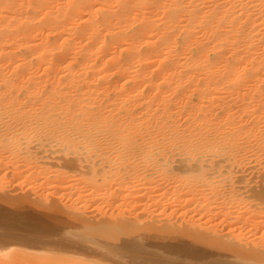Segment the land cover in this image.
Masks as SVG:
<instances>
[{"label": "bare ground", "instance_id": "obj_1", "mask_svg": "<svg viewBox=\"0 0 264 264\" xmlns=\"http://www.w3.org/2000/svg\"><path fill=\"white\" fill-rule=\"evenodd\" d=\"M39 148H45L46 153L49 151L47 159L51 153V159L56 153L63 154L65 159H61L67 162L62 160L66 168L69 169V165L78 167L75 172L79 170L76 174L80 178L77 179L75 174L76 177L73 176L71 171L70 176L76 179L68 184V188H74L77 184V191H73L76 198L72 200L77 204L72 202L74 205L70 204L69 207L61 204L63 207L60 210V205L52 199L60 212L64 208L70 218L69 215L65 216L72 218L71 222H66L69 226H65V230L72 227L76 233L73 230L74 234L69 231L68 235L64 234L67 239L70 236L69 241L77 239L79 245L76 247V239L71 240L74 248L82 243L93 246L94 253H105V257L115 259L119 257L118 254L124 253L119 250L128 251L129 247L135 246L132 250L133 254L134 250L136 253V247L147 242L144 235L153 237L149 241L152 242L149 243L151 246L154 238L158 243L168 238V235H175L177 239L184 236L191 242L204 243L202 246L210 244L212 250H209L210 246L205 247L210 256L216 249L213 250L216 246L213 247L214 243L232 254L228 258L233 255L241 258L235 260L237 264L242 259L264 263V240L257 238L259 241L256 243V239H251L254 249L248 244L251 243L247 239L249 228H254L247 225L252 222L249 221L251 214H245L247 217L242 220L238 212V220L233 211L235 205L247 201H243L246 197V187L241 185L243 181L247 183V188L250 186L247 196L264 200V179L252 181V185H249L246 181L248 178L241 175L245 174L246 168H255L253 164L248 166L251 162L247 160L248 155H253V158L257 152V156L259 153L260 156L264 155V0H0V167L10 165L13 169H19L17 158L30 161L35 158H28L32 150ZM39 150L40 154L35 152L40 159L45 152ZM252 151L254 154L250 155ZM6 153L10 158H16V161L4 159L8 157L4 156ZM58 155H55L57 160ZM44 156L41 157V163H47L46 160L42 161ZM68 156L73 162L68 163ZM60 162L55 165L58 167ZM41 163L40 168L43 165ZM62 163L60 165L63 166ZM262 164V168L256 164V169L260 168L262 172L257 175L259 179L264 178ZM31 166L29 168L32 169H27L28 179L37 173ZM36 166L34 168L37 170ZM57 167L55 170L58 173L57 169L61 166ZM44 168L47 170L46 164ZM66 173L61 171L57 176L53 174L54 179L55 176L57 179L58 188L55 190L65 185L63 181L69 178ZM38 174L44 175L40 172L35 178L39 177ZM3 175L1 178L5 179ZM19 176L21 178L17 173ZM52 185L55 188L54 182ZM44 186L46 189L52 187L48 183ZM163 190L165 195L162 194ZM256 202L251 203L257 207ZM104 204L107 207L105 211ZM8 206L6 209H10L6 213H12V208ZM125 207H128V211ZM257 208L252 207L251 210L255 209L256 212ZM259 208L257 213L261 215L263 210L261 212ZM91 209L96 214L102 212L104 215L101 217V214L97 216L94 213L101 219L91 217ZM66 211L61 214L64 216ZM8 214L5 216L8 217ZM196 214L206 218L208 215L211 217V214L216 217L223 215L222 222H226L229 228L227 230L225 224L219 228L223 230L224 227L230 238L235 236L232 233L239 231L240 234L234 238L237 242L228 240L224 230L223 233L217 230L218 224L214 219L207 218L209 220L206 223L205 217L204 221L200 217L206 223L202 230H198L199 225L196 224L201 219L198 218L196 222L193 219L198 227L193 229L190 220ZM10 215L16 222L19 215L12 217L9 214L8 220L11 219ZM6 217H2V220H7ZM221 217L218 218L220 221ZM256 225L257 231L261 229L260 223ZM32 228L35 233L36 230ZM242 229L246 232L241 233ZM91 235L98 240L100 237L97 235L102 236L101 240L107 236L116 246L119 244L118 248L111 246V241L108 244L110 249L108 245L102 248L101 243L94 242L96 239ZM120 235H135L134 238L143 236L141 238H145L146 242L142 239L145 242L142 244L139 238L135 241L132 237H128L132 239V244L128 243L127 238L123 241L124 237L122 241L115 242L120 240ZM35 236L36 239L39 235ZM109 239H105L106 243H109ZM172 239L170 241L175 242ZM133 240L138 245H133ZM181 241L178 245L173 243L174 247L181 245ZM258 245L260 247L256 248ZM72 246L69 248L72 249ZM198 246L187 249L201 248ZM180 247L176 249L186 250ZM141 250L138 253L140 255L143 253ZM193 251L194 248L188 251V255L189 252H192L191 255L195 253ZM202 252L205 254V251ZM155 253H152L153 256H157ZM181 253L180 250L179 256ZM198 253L202 257L201 252ZM127 254L125 257L133 255L132 251ZM172 255L167 258L168 262ZM186 255L181 256L186 259ZM219 256L222 257L220 263H217L220 259L218 256V259L214 256L216 262L212 261L213 255L211 261H207V258V263H204L235 262L233 258L228 261L227 258L223 260L222 255ZM79 257V262H72V258L69 263L85 264V261L93 260L85 255L83 257L87 260ZM120 257L117 259L121 260V264L123 261ZM127 261L122 264H129L130 261ZM182 263H185L184 259Z\"/></svg>", "mask_w": 264, "mask_h": 264}, {"label": "rangeland", "instance_id": "obj_2", "mask_svg": "<svg viewBox=\"0 0 264 264\" xmlns=\"http://www.w3.org/2000/svg\"><path fill=\"white\" fill-rule=\"evenodd\" d=\"M194 101H196L195 99H194ZM39 149H42L45 153H43V151H42V153L43 154H41L42 156L45 154V159L43 158L42 159V161H44V160H46L47 161V163H49V164H47L46 162H42L43 163V165L45 166V164L47 165V170H49V171H47L46 170V168H44V166L43 165H41L42 167L40 168L39 166V164L41 163V157H40V159L38 158L39 157V154H40V150ZM39 149H34V150H32V153L30 154V156L28 157L29 159L30 158H32L33 156H35V158L33 157L31 160H32V164H31V160L29 161L27 158H24L26 161L25 162H23V160L24 159H22V160H20V159H18L17 158V160H19V162L17 161V163H18V165H20V167H19V169H13V168H11V166L9 165L10 164V162L8 161V167L7 166H4V168H3V166H2V168L0 169V185L2 186H0L3 190H5V191H3L1 188V190H0V194H2V192H3V194H5V195H1L2 196V198H1V196H0V205H1V207L2 208H0V210L1 209H3L4 208V210H3V212L1 211L0 213V217H1V219H0V221H2V223L0 222V224L1 225H3V226H1L0 225V264H23V262H25L26 264H68L69 262H71L72 260V262H74V261H76V262H79L80 260H78L77 258L79 257L80 259H82V260H85V258L86 257H83L84 255L85 256H87V257H90L89 259L91 260L92 258H93V260H91V261H89V262H87V261H85L84 263L85 264H94L95 262V264H120V261L121 260H119L118 261V259L117 258H119L120 256V258L122 259V261L123 262H121V264L122 263H124L125 262V260L127 261L129 258L134 262V260L136 261V262H138V264H140L141 262H143V261H145V263L147 264H152L153 262L152 261H154V263L155 264H157V261H160V264H173L174 263V261H176L175 262V264H177V261H178V259H181L182 257V259L181 260H179L178 262V264H180L181 262H183V259H184V262L185 263H189V264H205V263H207V261H211V259H212V255H213V258H214V256H215V258H217L218 259V257H220L219 255H222L223 256V260H224V258H227V260L229 259V260H232L231 258H233V261H235V260H240L241 258H237V257H235L234 255L233 256H230V258H228V255H232L231 253L229 254L228 252H225V250H224V248H223V250H222V248L220 247V246H217V244H214V243H212L213 244V250H214V252H212V254H211V256L209 255L210 253H207V251H209V250H212V247H211V245L210 244H206V246L207 247H209V250L207 249L206 250V246L204 245V246H202L204 243H198V242H195L194 240H192V242H191V239H187V238H185L184 236H182V235H177V236H182L184 239H187L188 241H190L191 242V244H190V242H188L187 240L185 241H181V240H183V239H181L182 237H178V239H177V237L175 236V235H173V236H170V235H168V238L166 237V239H162V241L163 242H165L166 241V243H161L162 241H160L159 240V242L158 243H156L157 241H155L156 239L154 238L153 239V244H152V246H151V244H149V243H152V242H149V241H152V238L153 237H151V236H145L144 235V237L145 238H147V242H146V240H145V238H141V237H143V236H139V237H133V236H135V235H129L128 237H132V239H136L135 241H138L139 240V242H143V243H145V244H143V245H141L140 243V245L139 246H137L136 247V249L138 250V251H136V253H135V250H134V254H133V248L135 249V246L132 248H130L129 247V249H131V251H132V254L133 255H131L130 253H131V251L128 249V251H129V254H130V256L129 257H125V255L128 253V251L127 250H119L120 251V253L122 252H124L123 254H118L119 255V257H117V258H115L116 259V261H115V259L114 258H111V257H105L106 256V254L104 253H102V254H100V253H98L97 254V252L96 253H94L93 251V249L92 248H94L93 246L92 247H90V251H88V245L86 246V245H84V246H86V247H84L83 245H82V243H81V245H82V247H81V245L80 246H78L77 248H74L73 246H72V244L74 245V242H72L73 240H75L74 238H72L70 241H69V239H70V236H69V239H67V235H68V231L69 232H72L73 230H72V227H69L68 229L69 230H65L66 229V227L67 226H69V225H67L66 224V222L68 221V222H71L72 221V218L71 219H68V217L67 216H65V215H69L68 213H67V211L64 209V208H62V212H60L59 211V209L61 210V207H63V206H67V207H69V205L70 204H77L76 203V201H75V199H74V201L75 202H73L72 200H73V198H76L75 196V190L77 189V184L76 185H74L73 187L75 188H68L69 187V185L68 184H71V181L72 180H75L76 178L78 179V178H80L76 173H77V171L79 172V170H76V172H75V169H77L78 167L76 166V165H73V166H71V165H67V167H69V169L68 168H66V164L65 163H67L66 161H64L63 159H61V158H64V155L63 154H59L58 155V153H54L55 155H58V157L60 158H58V160H57V156H55V155H53L52 156V159L50 158V156L53 154V153H51L50 154V156H49V158L47 159V157H48V152L49 151H47V153H46V149L45 148H39ZM38 150L40 151V152H38ZM49 150V149H48ZM33 151H34V153H33ZM35 151H37L38 153L36 154V152ZM256 153V152H255ZM258 153V152H257ZM257 153L255 154L256 156L253 158L252 156H249L248 155V157H247V160H250V161H248V162H250V165H248V166H251L252 164L253 165H255V166H253V167H255L254 169L252 168V166L251 167H249V169H247L246 168V170H245V174L244 175H247V176H244L243 175V173L241 174L244 178L246 177V178H248V179H246V181H248V184L249 185H252V184H250V182L252 183V181L253 182H260L261 180H263L264 178H261V179H259L260 178V176H258L257 177V175H259V173H260V175H261V173L262 172H260V168H262V166H261V163H263L262 165H264V159L262 158V157H264V155L261 157L260 156V153L258 154V156H259V158H258V156H257ZM33 154V155H32ZM47 154V155H46ZM251 154H254V151H252L251 153H250V155ZM5 155H7L8 157L7 158H5L6 156ZM4 159H6V160H10L11 162L13 161V160H15L16 161V158L14 159V158H10V156L6 153V154H4ZM32 156V157H31ZM36 156H37V158L39 159V160H37V158H36ZM55 156V157H54ZM253 159H252V158ZM257 157V159L255 160V158ZM53 158H56V159H54L55 161L57 160V163L61 160V162L59 163V165H58V167L59 166H61V167H63L62 169H61V167H57L55 164H57L55 161H53ZM67 159V161H68V163H70V161L71 162H73V160H71V157H66ZM248 158H250V159H248ZM33 159H36V160H34V164L35 165H37L36 167H37V170L34 168L35 167V165L33 164ZM50 159V160H49ZM65 159V158H64ZM27 160L30 162H28V163H26L27 162ZM62 160L65 162H63L62 163ZM255 161V162H253V161ZM259 160H262L263 162H261V163H259ZM35 161H38V163L37 162H35ZM53 162L54 163V166H53V164L51 163V162ZM256 161H258V162H256ZM21 163V164H20ZM41 163V164H42ZM63 164V166L62 165H60V164ZM255 163V164H254ZM64 164H65V166H64ZM258 165V167H260V168H258V170L256 169L257 168V165ZM4 165H5V162H4ZM28 165V166H27ZM31 165H33L34 167H33V170H35V171H37V173H42V174H44V175H41V174H38L37 176H39V177H37V178H35V175L37 174V173H35L34 175H32L31 176V178H29L28 179V174H27V169L29 168V166L30 167H32ZM50 165V166H49ZM26 167V168H23V167ZM74 166H76V167H74ZM52 169V170H50V168ZM58 168L57 169V171H59L60 173H61V171H62V173L63 172H68V174L66 173V176H69V178L67 177V180L65 179V181H63V183H65V185L62 183V185H64V186H62L61 188H59L60 190H55L56 188H58V187H56L57 186V184H56V181H57V179H56V176H57V174L59 173H57L56 172V170H55V168ZM66 169H65V168ZM17 168V167H16ZM250 168H251V170H250ZM4 169V170H3ZM21 169V170H20ZM26 170V171H23V170ZM29 169H32V168H29ZM41 170V171H39V170ZM61 171H60V170ZM63 169L65 170V171H63ZM3 170V171H2ZM42 170H46V171H42ZM53 170H55V172L57 173V174H55V172L53 171ZM70 170V171H69ZM250 170V171H249ZM254 170V171H253ZM6 173H5V172ZM13 173H11V172ZM53 171V172H52ZM72 171V172H71ZM235 171H237V170H235ZM235 171H233L232 172V175L234 176V172ZM259 171V172H258ZM4 172V173H3ZM23 173V175L21 174V173ZM34 172V171H33ZM46 172V173H45ZM49 172V173H48ZM69 172H71L72 174H73V176H75V175H77L78 177H71L70 175H72V174H70ZM74 172V173H73ZM247 172V173H246ZM256 172H257V174H256ZM11 173V174H10ZM17 173H18V175H21V178H20V176L19 177H17ZM47 173H48V176H47ZM50 173H52V174H50ZM239 173H241V172H239ZM255 173V174H254ZM4 174V175H3ZM9 174V175H8ZM15 174V175H14ZM56 175L55 176V179H54V175ZM75 174V175H74ZM79 174V173H78ZM254 174V175H253ZM1 175H3V178H5V179H2L1 178ZM238 175H240V174H238ZM6 176V177H5ZM8 176V177H7ZM11 176H13L12 178H11ZM17 178H19V179H16V177ZM43 176V178L41 179V177ZM51 176V177H50ZM52 176H53V178H52ZM64 176H65V174H64ZM66 176H65V178H66ZM237 176V175H236ZM229 177V176H228ZM258 179H257V178ZM262 177H263V175H262ZM6 178H7V181L8 182H6ZM9 178H11V179H9ZM23 178V179H22ZM74 178V179H73ZM257 180H256V179ZM34 179V182L32 181V180ZM41 179V180H40ZM45 179V180H44ZM48 179V180H47ZM51 179H52V181H51ZM11 180V181H10ZM17 180V181H16ZM31 180V181H30ZM42 180H44L43 182H42ZM54 180V181H53ZM260 180V181H259ZM13 181V182H12ZM15 181V182H14ZM19 181V182H18ZM21 181V182H20ZM26 181H28V182H26ZM47 181V182H46ZM67 181H68V183H67ZM2 182H5V183H2ZM29 182H31V183H29ZM35 182H37V183H35ZM44 182H46V183H48V186L49 185H51L52 187H51V189L50 188H48V189H46L45 188V186H44V184H46V183H44ZM53 182H54V184H55V188H54V186L52 185L53 184ZM244 183H242L241 185L243 186V187H246L244 190H246L245 192H246V194H248V192H249V190H250V186L247 188V183L245 182V181H243ZM17 183V184H16ZM28 183V184H27ZM40 183V184H39ZM50 183V184H49ZM52 183V184H51ZM246 183V184H245ZM262 183H264V180H263V182ZM23 184V185H22ZM32 184H35V185H32ZM79 184V183H78ZM5 185H7L8 186V188H7V186H5ZM19 185H22V187L20 186L19 187ZM30 185H31V187H30ZM39 185H41V186H39ZM244 185H246V186H244ZM5 186V187H4ZM36 187V188H35ZM38 187L40 188V189H38ZM50 187V186H49ZM78 187H80V186H78ZM163 187L165 188V185H163ZM17 188H21V192L19 191V189H17ZM34 188V191L32 190ZM44 189V190H41V189ZM68 188V189H67ZM162 188V187H161ZM26 189V190H25ZM249 189V190H248ZM263 189H264V187H263ZM24 190V191H23ZM32 190V191H31ZM41 190V191H40ZM48 190V191H47ZM46 191V192H45ZM54 191V192H53ZM64 191V192H63ZM72 191V193H70ZM73 191H74V193H73ZM77 191V190H76ZM14 192V193H13ZM34 193L35 192V194H32V193ZM44 192H45V194H44ZM47 192H48V196H47ZM66 192H68L70 195H68L67 196V194H66ZM163 193V195H165V193H164V190L162 191ZM36 193H38V194H36ZM51 193V194H50ZM60 193H64L63 195H60ZM168 193V192H167ZM13 194V195H12ZM23 194V195H22ZM31 194V195H30ZM39 194H40V196H42V198H41V200L39 201V199H40V196H39ZM54 196H53V195ZM59 194V195H58ZM245 194V198L243 199V201H245V200H247L246 201V203L245 202H240V203H242V204H240V206H239V204L238 205H235L234 206V209H233V211H234V213H235V217L239 220V216H240V218L243 220L244 218H246L247 216H249V214H251L250 215V217L251 218H249V221L251 220L252 222H250V224H252V225H250L249 223L247 224L248 226H250V227H253L254 226V228H249L250 230H249V232H248V240L250 239H256V243L259 241L257 238H261V240H264V224H263V222H264V204H263V202H264V200L262 201V200H258L257 199V197H254V196H250V195H246ZM47 196L46 198H44V196ZM4 196H6V197H4ZM38 197V199H36L37 197ZM61 196V197H60ZM70 196V197H69ZM72 196V197H71ZM250 196V198H247V197H249ZM3 197L5 198V199H3ZM24 197H26V198H28L27 200H25L24 199ZM49 197V198H48ZM56 197H58L57 199H55ZM10 198V199H9ZM64 198V199H63ZM69 198V199H68ZM253 198H255L254 200H253ZM29 199L31 200V201H29ZM33 199H35V200H33ZM44 199H46V201H43ZM49 199V200H48ZM55 201V202H57L58 203V208L56 207L57 206V204H53V200ZM59 199V200H58ZM259 201V203H258V201ZM4 200H9V201H4ZM32 200L34 201V202H32ZM37 200H38V202H37ZM161 200H162V197L160 198V202H161ZM250 200V201H249ZM257 202H256V201ZM52 201V202H51ZM260 201H262V202H260ZM43 202H44V206H43ZM47 202V206L49 205V203H51V205H49L48 207L45 205V203ZM67 202V203H66ZM73 202V203H72ZM248 202V203H247ZM251 202H256L257 203V207L259 208V207H261V208H263V209H260V211L261 210H263V215H262V213H261V215L259 214V213H257L258 212V208L255 206V204L254 203H251ZM42 203V204H41ZM245 203V204H244ZM5 206H4V205ZM7 204H9V206L12 208V213H10L9 211L6 213V211L7 210H9V209H6L7 208ZM63 206H62V205ZM73 204V205H74ZM161 205L163 204L162 202L160 203ZM258 204L260 205V206H258ZM16 205V206H15ZM247 205V206H246ZM253 205V206H252ZM4 206V207H3ZM8 206V207H9ZM46 206V207H45ZM51 206V207H50ZM54 206L56 207V214L54 213V211H55V209H54ZM71 206V205H70ZM102 206H104V211H105V209L107 208L106 207V204H104V205H102ZM237 206H239V208H237ZM243 206V207H242ZM250 206V207H249ZM254 208L255 207V209L257 208V211L255 212V209L254 210H251L252 209V207ZM263 206V207H262ZM44 207H45V209H44ZM46 208H50V210L48 211V209L46 210ZM103 208V207H102ZM101 208V209H102ZM128 207H125L124 209H126L127 211H128V209H127ZM237 208V209H236ZM250 208V209H249ZM14 209V210H13ZM64 209V210H63ZM249 209V210H248ZM52 210V211H51ZM58 210V211H57ZM236 210V211H235ZM249 211V213L247 212V211ZM15 211V213H17V214H15V213H13ZM37 211V212H36ZM63 211L65 212L66 211V214H64V216L62 215L63 214ZM253 211V212H252ZM238 212H239V214H238ZM3 213H6V214H3ZM12 214V217H13V215H14V217H16L17 215H19L18 216V218H16V222L14 221V218H11V215H10V220H8V217H9V214ZM53 213H54V215H53ZM59 213H60V215H59ZM62 213V214H61ZM89 213H90V215H91V217H97L98 215L97 214H101L100 216L102 217L104 214L102 213V212H98L97 214H96V212H93L92 211V209H91V211L89 210ZM92 213V214H91ZM97 215H95V214ZM129 213V212H128ZM2 214H3V216H2ZM8 214V217H6L5 215H7ZM126 214H127V212H126ZM239 216H238V215ZM241 214V215H240ZM247 216H246V215ZM253 214H254V216H253ZM89 215V216H90ZM199 215H201V214H196V215H194V217L190 220V224L192 225V227H193V229H198V227H197V225L196 224H198L199 225V229L198 230H202L201 228L202 227H205L206 226V221L207 220H213L214 222H216V225L218 226L217 227V230H221V228H219V227H221V225L222 226H224V224H225V228L227 227V230H228V225H227V223L226 222H222V219L224 218L223 217V215H222V217H221V215H219L218 217H216L215 215H213V214H211L212 216L210 217L209 215H208V217L207 218H209V219H207L206 218V216H199ZM237 215V216H236ZM99 216V218L97 217L96 219H101V217ZM213 216H214V218H213ZM246 216V217H245ZM2 217L4 218V217H6V219L7 220H5V219H3L2 220ZM131 217H133V215L131 216ZM142 217H144V216H142ZM142 217H140V218H142ZM177 217V216H176ZM180 217V216H179ZM200 217H202V219H203V221H204V217H205V221L204 222H206V223H203L202 222V219L200 218ZM220 217H221V221L219 220L220 219ZM244 217V218H243ZM21 218H23V219H21ZM69 218H70V215H69ZM201 219V220H198L199 222L198 223H193V219H195L194 221L196 222L197 221V219ZM212 218V219H211ZM219 218V219H218ZM13 219V220H12ZM19 219V220H18ZM240 219V220H241ZM260 221L259 223H260V225H261V229H258V231L256 230L257 228V225L256 224H258V226H259V223H258V221ZM263 219V220H262ZM13 222H12V221ZM24 220V221H23ZM216 220V221H215ZM253 220H255V223L253 222ZM8 221H9V223H8ZM20 221V224L18 223L17 224V222H19ZM36 221V222H35ZM219 221V222H218ZM262 221V222H261ZM5 222H7V223H5ZM25 225H22V223ZM210 222V221H209ZM257 222V223H256ZM14 223V224H13ZM16 223V224H15ZM38 223V224H37ZM43 223V224H42ZM193 223V224H192ZM199 223H202V224H199ZM223 223V224H222ZM263 225H262V224ZM9 224V225H8ZM66 224V225H65ZM69 224V223H68ZM205 224V225H204ZM7 225V226H6ZM21 225V226H20ZM28 225H29V227L30 228H32V226L34 227V229L36 230L35 231V233H34V230H33V228L31 229V231H30V228H28ZM196 225V226H195ZM204 225V226H203ZM11 226V227H10ZM17 226H19V228L17 227ZM46 226V227H45ZM66 226V227H65ZM8 227H10V229H8ZM24 227V228H23ZM37 227V228H36ZM50 227V228H49ZM195 227V228H194ZM40 228V229H39ZM64 228V229H63ZM74 228V227H73ZM15 230V231H13V230ZM25 229V230H24ZM29 231V232H27V230ZM222 229L224 230H221V232L223 231L224 233H225V231H226V229H224V227H222ZM243 229H245L244 227H243ZM243 229L242 230H240L241 231V233H244V232H246V230H244V232H243ZM33 230V231H32ZM37 230H38V232H37ZM48 230H49V232H48ZM65 230V231H64ZM71 230V231H70ZM45 231V232H44ZM55 231V232H54ZM67 231V232H66ZM252 231V232H251ZM31 232H33V233H31ZM57 232H59L58 234H57ZM64 232L67 234V235H65L64 234ZM74 232L76 233V231L74 230ZM220 232V231H219ZM220 232V233H221ZM222 232V233H223ZM13 233V234H12ZM37 233H39V234H37ZM62 233V234H61ZM73 233V232H72ZM226 233H227V231H226ZM225 233V234H226ZM254 233V234H253ZM55 234V235H54ZM56 234H57V237L59 238H57V240H56ZM74 234V233H73ZM224 234V235H225ZM228 234V233H227ZM226 234V235H227ZM232 234H235V236L234 235H232L234 238H237V236L240 234L239 233V231L236 233H232ZM30 235V236H29ZM38 236V237H36V236ZM40 235H42L41 237H40ZM54 235V236H53ZM65 235V236H64ZM70 235V234H69ZM229 235H231V233H229ZM34 236L36 237V239L34 238ZM46 236V237H45ZM98 236V238H99V240H101V237L102 236H99V235H97ZM169 236H170V238L172 239L174 236L176 237H174L175 238V240H173L172 239V241H175V242H173L174 244H176V245H178V243L181 241V245H179L178 247H180V248H185L186 250H187V253H186V250L184 251L183 249H180L181 251H182V253H181V255L183 254V255H188V251H191V250H193V248H194V251L193 252H195V253H193L192 255H191V253L192 252H189V255L187 256L186 255V259H185V256H179V253H180V250L178 251L176 248H178L176 245V247H174V244L170 241L171 239L169 238ZM28 237H30V238H28ZM55 237V238H54ZM61 237H62V239H61ZM91 237H93L92 235H91ZM104 237V236H103ZM122 237H124L123 238V241L125 240L126 241V239L125 238H127L128 239V237H127V235L125 236V235H122ZM122 237H121V235H120V240H115V242H120V241H122L121 239H122ZM227 239L228 240H232L231 242H235L234 241V238H230L231 236H228L227 235ZM251 237V238H250ZM39 238V240H38V242H33V241H36L37 239ZM49 238H51V240L49 239ZM52 238H54V239H52ZM137 238H139L138 240H137ZM141 238V239H140ZM149 238H151L150 240H149ZM160 238H162V237H160ZM238 238H240V237H238ZM49 239V240H48ZM93 239L95 240L96 239V241H94V242H99V243H101V247L102 248H106V246L109 244L110 245V241H111V246L113 245V246H115L116 248H118L117 246L119 245L118 243H117V246H116V244L115 243H113V240L112 239H109L107 236H105L104 237V239L102 238V240H101V242L97 239V237L96 236H94L93 237ZM105 239H106V241H107V239H109V243H106V241H105ZM132 239H128L127 241H128V243L129 244H132ZM142 239H144V241L142 240ZM167 239H170V240H167ZM226 239V238H225ZM26 240V241H25ZM33 240V241H32ZM59 240V241H58ZM129 240H131L130 242H129ZM133 240V245H135V243H136V245H138V242H135ZM177 240H179V241H177ZM246 241L247 243L249 242V241ZM25 241V242H24ZM27 241H28V243H27ZM39 241L41 242V244H39ZM43 241V242H42ZM45 241V242H44ZM49 242V244H48V242ZM69 241V242H68ZM169 241V242H168ZM30 242H33V244L31 243L30 244ZM54 242V243H53ZM70 242H72L71 244H69ZM75 242H76V244H75V247L77 246V245H79V244H77L78 243V241H77V239L75 240ZM168 242V243H167ZM186 242L188 243L187 245H190V246H195V247H197L198 245L201 247V248H199V249H195V247H193L192 249L190 248V250H188L187 248H189L190 246H186ZM237 242V241H236ZM235 242V243H236ZM20 243V244H19ZM48 245H47V244ZM98 243V244H99ZM185 243V245L183 246V244ZM196 243H198V245H194V244H196ZM44 244V245H43ZM69 244V245H68ZM97 244V243H96ZM157 244H159L158 246H159V249H158V247H157ZM161 244V245H160ZM170 244V247H168V245ZM173 244V247L171 246ZM202 244V245H201ZM248 244H252L253 245V243H252V240H251V243H248ZM108 245V247L107 248H109L110 249V246ZM145 245V246H144ZM154 245H156V247L154 246ZM250 245L248 246V248L250 247ZM251 245V247L254 249V247ZM10 246V247H9ZM46 246V247H45ZM69 246H72V249H71V247L69 248ZM144 246V247H143ZM148 246V247H147ZM161 246V247H160ZM162 246H165L164 248H162ZM167 246V247H166ZM198 246V247H199ZM84 247V248H83ZM115 247H113V249L115 248ZM138 247H140L139 249H138ZM141 247H142V250H141ZM151 248V250H152V248H153V250H154V252H158V250H159V252L156 254L155 253V255H157V256H159L160 255V253H161V255L159 256V257H157V256H153L154 254H152V253H154L153 252V250L152 251H150V248H149V252H147L146 250H147V248ZM172 247V248H171ZM206 247V248H205ZM221 249H220V248ZM257 247H260V245H258V246H256V248ZM55 248V249H54ZM86 248V249H85ZM146 248V249H145ZM156 249V251H155V249ZM167 248H168V250H167ZM202 248H204L203 250H202ZM211 248V249H210ZM217 248L219 249V250H217ZM251 248V249H252ZM46 249V250H45ZM112 249V248H111ZM161 249V250H160ZM175 249V250H174ZM179 249V248H178ZM17 250V251H16ZM73 250H75L74 252H73ZM140 250L141 251H143V253H141L142 255L144 254H147V253H151V255L149 254L147 257L146 256H142V255H140V254H138V253H140ZM146 251V253H145V251ZM166 251V252H164V251ZM198 250H202V251H205V254H203L204 252H202V251H198ZM221 250L222 251H224L225 253H226V255H224L225 253H223V252H221ZM19 251V252H18ZM31 251V252H30ZM161 251V252H160ZM164 252V254H165V257L163 256V252ZM168 251V252H167ZM173 251H176V252H178V254L176 253V252H174L173 253ZM220 251V252H219ZM77 252V253H76ZM90 252V253H89ZM171 252H172V254H176V255H178V257L177 256H175V255H172L171 254ZM199 252H201V256L202 257H204V258H202V257H200V255H197V253ZM216 252V254H214ZM6 253V254H5ZM13 253V254H12ZM27 253H28V255H27ZM32 254V256L30 255V254ZM34 253L37 255L38 254V257L35 255V257L37 258V259H35V257L33 256L34 255ZM81 254V255H83V256H81V255H79V254ZM92 253H93V255H92ZM170 253V255H172L173 257H175V259H173V257H171L170 259V262H173V263H170V262H168V259H169V257H170V255L169 256H166L167 254H169ZM186 253V254H185ZM198 253V254H199ZM206 253L208 254V257L210 256V258H208V257H206ZM218 253V254H217ZM223 253V254H222ZM91 254V255H90ZM129 254H127V256L129 255ZM123 255H124V257H123ZM134 255H136V256H134ZM197 255V256H196ZM27 256V257H26ZM28 256L31 258V259H29L28 258ZM133 256V257H132ZM142 256V257H141ZM194 256V257H193ZM218 256V257H217ZM26 258V260H24V258ZM33 257H34V259H33ZM136 257V258H135ZM141 258V260L139 259V258ZM147 258V259H145V258ZM152 257H154V258H156L155 260H153L154 258H152ZM189 257H192L193 258V260H192V258H189ZM5 258V259H4ZM22 258V259H21ZM72 258H74V259H72ZM107 258H109V259H107ZM125 258H127V259H124ZM135 258V259H134ZM137 258H138V260H137ZM150 258H152V259H149ZM164 258H168L167 260L166 259H164ZM178 258V259H177ZM208 258V259H207ZM212 259V261L214 260L215 262H216V260L217 259ZM234 258H236V259H234ZM69 259H72V260H69ZM88 258H86V260H87ZM95 259L97 260V261H95ZM128 260L127 262L129 263V261H130V263L129 264H132L133 262L131 261V260ZM142 259H144V260H142ZM158 259H160V260H158ZM162 259V260H161ZM187 259H190V260H187ZM203 260L202 262H200L199 263V261H201V260ZM205 259H207V261L205 260ZM221 259H222V257H220V259H218L219 260V262L217 261V263H220V262H222L221 261ZM20 260H22V261H20ZM66 260H68V262L66 261ZM139 260L141 261V262H139ZM149 260V261H148ZM165 260V261H164ZM172 260H174V261H172ZM190 261V262H186V261ZM198 260V261H197ZM226 260V259H225ZM227 260L225 261V262H227ZM228 260V261H229ZM27 261H28V263H27ZM98 261H100V262H98ZM147 261V262H146ZM152 263H151V262ZM167 261V262H166ZM192 261V262H191ZM243 261V259L241 260V261H239V263L238 264H246L247 262V264H254V263H256V264H264V263H260L259 261H250V260H247V262H246V260H244L243 261V263H241ZM250 261V262H249ZM98 262V263H97ZM108 262V263H107ZM115 262V263H114ZM132 262V263H131ZM136 262H134V264H137ZM150 262V263H149ZM162 262V263H161ZM194 262V263H193ZM205 262V263H204ZM24 263V264H25ZM126 263V262H125ZM144 262H143V264H145ZM185 263H182V264H185ZM209 264H211L210 262H208ZM231 263V262H230ZM233 263V262H232ZM235 264H237L236 263V261L234 262ZM233 263V264H234ZM69 264H71V263H69ZM142 264V263H141ZM212 264H216V263H214V262H212ZM223 264V263H222ZM228 264V263H227Z\"/></svg>", "mask_w": 264, "mask_h": 264}]
</instances>
